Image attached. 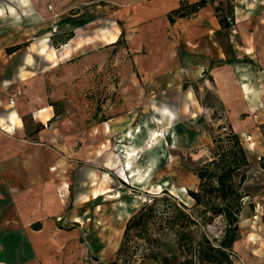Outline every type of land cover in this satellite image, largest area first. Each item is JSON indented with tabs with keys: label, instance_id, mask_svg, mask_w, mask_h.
<instances>
[{
	"label": "rangeland",
	"instance_id": "374dc122",
	"mask_svg": "<svg viewBox=\"0 0 264 264\" xmlns=\"http://www.w3.org/2000/svg\"><path fill=\"white\" fill-rule=\"evenodd\" d=\"M31 1L0 0V46L7 52L14 46L24 47V50L32 48L31 59L38 60L39 68H45L46 61L51 58L35 53L37 44L41 45L43 40L48 39L50 46L61 51L62 45L72 38H82L85 42L98 39L84 44L70 59L103 51L109 61L117 62L109 69L119 67L122 74L119 80L113 75L108 79L110 85L119 88V95H94L92 92L85 95L89 101L86 114L91 112V118L86 120L93 135L91 153L51 170L57 175L54 199L60 208L49 213L47 218L54 221L57 234L45 245L39 244L42 255L33 260L31 249L22 243V264H108L116 260L128 220L150 202L152 194L167 189L190 208L194 207L188 191L198 189L200 167L219 156L217 140L230 126L239 133L250 160L247 179L242 186L246 196L240 220L257 215L258 205L264 206V69L257 70L258 77L247 72L249 82L258 79L261 90L260 95L251 96L252 99L246 95H203L202 85L195 78L188 80V84L180 82L177 71L181 25L175 24L177 20L175 23L169 21L165 8L164 13H159L164 0H139L141 4L133 13L134 18L125 12L122 20H119L121 0H58L59 3L47 0L38 4ZM230 4L235 8V0H217L213 4L216 14L225 13ZM113 28L123 29L120 46L119 41L113 47L100 40L103 29ZM225 33L219 36L223 42L227 37ZM165 64L171 69V82H162L155 75L156 69H162ZM154 106L168 110L170 119L161 123V115ZM138 126L142 132L135 143L141 159L134 165L144 166L148 159L155 160L150 165L155 170L144 187L127 183L130 180L120 178L117 170L103 165L110 153L120 154V150L116 151L119 144H127L118 142L119 136ZM99 150L106 151L98 155ZM127 167L130 166L127 164ZM91 170L98 176L102 174L98 186L80 179V175ZM106 188H111L109 194L118 191L120 194L92 197L93 190ZM58 217H62L61 220H57ZM259 219L256 229L241 228L239 221L231 253L234 264H264V211ZM224 230V219L217 217L211 224L198 229L196 235L201 238L206 234L217 244ZM251 232L260 238L256 243L248 241ZM152 234L161 258H170L169 264L184 262L172 232L162 230ZM132 238L139 243L135 254L138 260L142 257L140 249L144 240L135 234ZM136 264L141 263L137 261Z\"/></svg>",
	"mask_w": 264,
	"mask_h": 264
},
{
	"label": "crops",
	"instance_id": "0c3cea01",
	"mask_svg": "<svg viewBox=\"0 0 264 264\" xmlns=\"http://www.w3.org/2000/svg\"><path fill=\"white\" fill-rule=\"evenodd\" d=\"M45 1L32 0L31 3ZM181 1L198 0H164L159 13H164L165 8L168 17ZM216 1H210L194 17L176 18L174 22L181 25L177 71L180 82L187 83L195 78L202 85L203 95H246L252 99L251 96L260 95L261 90L258 79L249 82L247 72L258 77L257 70L264 69V0H235V33L233 28L221 27L213 6ZM51 2L59 3L58 0ZM140 4L139 0L119 1V20L125 18V12L133 19ZM221 32H226L225 43L220 40ZM122 33V28L103 29L100 40L113 47L119 41L120 46ZM96 41L98 39L85 42L82 38H72L62 45L61 51H56L48 39L43 40L41 45L37 44L35 53L56 58L48 59L45 68H39L38 60L31 59L32 48L20 47L9 53L0 46V264H22V243L31 249L32 260L39 258L42 255L39 244L45 245L55 238L54 221L47 217L60 205L54 199L57 175L51 170L91 153L93 135L90 125L86 124L91 112L86 114L89 101L85 95L91 92L119 95V88L110 85L108 79L113 75L119 80L122 71L119 67L109 69L117 62L109 61L106 53L101 51L70 59L84 44ZM166 66L155 72L162 82L171 79V69ZM131 78L136 83L134 77ZM116 83L119 85L118 81ZM154 110L160 113L161 123L170 119L165 108L154 106ZM140 132L142 129L138 126L120 135L118 142L127 144H119L116 151L120 150V154L110 153L103 165L113 167L120 178L130 180L127 183L144 187L155 170L150 166L155 160L148 159L144 166L134 165L141 159L135 143ZM99 151L98 155H102L106 150ZM101 178V173L98 176L92 170L80 175L82 181L88 180L92 186H98ZM111 191V188L95 189L92 197L120 194V191L109 194ZM258 208L252 219L242 220L244 227L240 222L241 228H258L264 206L259 204ZM34 224H39V229H35ZM258 240L256 233L248 235V241L256 243Z\"/></svg>",
	"mask_w": 264,
	"mask_h": 264
},
{
	"label": "trees",
	"instance_id": "16d2710c",
	"mask_svg": "<svg viewBox=\"0 0 264 264\" xmlns=\"http://www.w3.org/2000/svg\"><path fill=\"white\" fill-rule=\"evenodd\" d=\"M210 1L198 0L193 3L181 1L180 6L168 14L169 21L176 18L191 17ZM234 5L227 7L226 13H218L222 28L235 26ZM19 46L9 48L14 52ZM219 156L206 161L198 171L197 190H189L194 207L180 201L167 189L152 194L150 202L145 203L128 220L116 260L108 264H169L171 259L161 258L155 249L153 231L168 230L175 235L176 246L182 264H234L231 253L237 240L239 221L244 208L245 192L242 186L247 179L246 168L250 166L247 151L239 133L230 126L229 131L217 140ZM217 217L225 221L224 236L216 244L208 235L197 238L196 232L202 226L211 224ZM35 229L40 225L34 224ZM134 234L144 240L142 257L136 259L139 243L133 241ZM134 243H137L135 245ZM103 264V263H99Z\"/></svg>",
	"mask_w": 264,
	"mask_h": 264
}]
</instances>
